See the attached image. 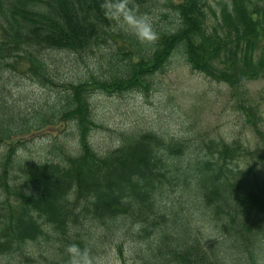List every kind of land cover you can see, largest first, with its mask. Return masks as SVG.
<instances>
[{
	"label": "trees",
	"instance_id": "trees-1",
	"mask_svg": "<svg viewBox=\"0 0 264 264\" xmlns=\"http://www.w3.org/2000/svg\"><path fill=\"white\" fill-rule=\"evenodd\" d=\"M0 30V80L25 64L59 91L25 117L0 87V256L97 264L115 248L128 264L132 240L134 264H264V117L244 88L264 76V0H0ZM65 52L100 60L70 79ZM175 55L233 90L255 147L132 129L97 152L91 95L148 90ZM57 121L74 123L75 151L18 154L14 137Z\"/></svg>",
	"mask_w": 264,
	"mask_h": 264
},
{
	"label": "rangeland",
	"instance_id": "rangeland-1",
	"mask_svg": "<svg viewBox=\"0 0 264 264\" xmlns=\"http://www.w3.org/2000/svg\"><path fill=\"white\" fill-rule=\"evenodd\" d=\"M213 5L216 6V3L213 2ZM59 56L63 57L61 69L70 79L83 77L87 69L85 65L95 64L91 58L97 62L100 60L97 52L84 54L82 58L68 52ZM0 87H4L9 100L25 117H31L36 108H44L47 104L49 108L59 93L58 88L39 85L27 73L25 64L18 65L16 69L7 68ZM244 88L258 103L264 117V76L247 81ZM232 92L227 84L192 70L181 55H175L169 69L156 74L148 90H129L112 95L95 91L91 95V110L97 123L91 144L97 152L105 153L117 146L120 133L134 129L154 131L167 137L194 139L202 135L205 140H240L255 147V132L245 123L244 114L236 107ZM76 135L73 122L57 121L18 135L14 137V142H21L18 151L21 157L41 161L51 159L57 153L52 152L51 145L54 144L63 146L69 152L75 151ZM6 148L5 144L1 145L0 152ZM134 245L132 240L125 244L124 255L128 264H134ZM115 251V248L106 249L97 264H122ZM0 264L15 263L0 256Z\"/></svg>",
	"mask_w": 264,
	"mask_h": 264
}]
</instances>
